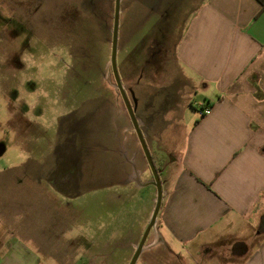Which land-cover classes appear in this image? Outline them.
<instances>
[{
  "label": "crops",
  "instance_id": "obj_1",
  "mask_svg": "<svg viewBox=\"0 0 264 264\" xmlns=\"http://www.w3.org/2000/svg\"><path fill=\"white\" fill-rule=\"evenodd\" d=\"M163 3L166 0H155L153 11ZM171 4H184L192 13L187 19L179 16L183 23L174 42L169 40L175 34L172 23L155 29L137 47L145 58L141 77L127 69L138 65L131 62L133 55L122 70V84L163 191L136 264H264V11L257 0ZM123 35L118 34V52ZM170 63L175 71L168 79L163 68ZM198 84L205 90L200 110L211 109L204 117L189 113L197 108L190 95L197 93ZM92 102L87 100L83 107V126L75 121L68 127L46 158L27 155L17 168L0 170V264H42L48 245L62 238L60 243L68 248L56 256L59 264H90L97 257L98 264H109V245L122 257L124 224L118 220L107 225L100 217L101 235L94 241L89 230L76 236L67 229L57 240L38 225L45 195L51 202V191L77 198L86 186L118 184L134 191L126 207L119 204L117 210L127 214L136 210L134 202L142 192L140 211L147 217L137 221L128 243L137 253L158 201L154 173L130 114L123 115L119 129L106 127L104 112L88 108ZM22 124L14 130L26 148L28 134L37 127ZM63 132L60 127L58 135ZM16 170L19 174L12 177ZM119 201H125L123 193ZM52 211L55 225L70 229L89 217L82 205L65 212L55 204ZM78 240L83 258L74 260L70 254ZM93 245H98L97 255Z\"/></svg>",
  "mask_w": 264,
  "mask_h": 264
},
{
  "label": "rangeland",
  "instance_id": "obj_2",
  "mask_svg": "<svg viewBox=\"0 0 264 264\" xmlns=\"http://www.w3.org/2000/svg\"><path fill=\"white\" fill-rule=\"evenodd\" d=\"M166 2L156 5L153 11L155 0H122L119 33L124 32V35L121 52L117 53L121 81L124 63L131 55V62L138 65L136 68L128 66L127 69L134 76L141 77L140 67L145 64V58L137 47L147 41L155 29L172 23L175 34L170 35L169 40L173 43L183 23L179 16L183 19L191 16L190 7L171 4V0ZM114 7L115 0H0V170L14 165L13 168H17L27 155L39 157V161L46 158L55 150L56 142L65 138L69 125L82 120L78 127L83 126V107L89 99L94 101L88 106L91 111L104 112L102 118L106 127H116V130L121 127L122 117L129 111L117 89L111 65ZM133 30L137 31L132 34ZM119 47L118 39V50ZM163 70L168 79L175 71L171 63L167 67L165 65ZM197 87V93L190 95L197 108L189 112H196V115L200 111V104L205 102V90L199 84ZM22 122L25 124L22 127H37L28 134L26 148L21 147L20 133L14 130V127H21ZM61 125L65 134L60 137L58 131ZM28 167L34 171L31 164ZM17 174L19 170L13 172L12 177ZM44 186L50 188L46 182ZM81 188L82 195L77 198H67L51 191L55 198V202H51L50 196H44L45 200L39 204L42 216L38 223L44 225V234L50 235L51 232L58 240L66 229L68 235L75 233L76 236L89 230L88 237L91 236L94 241L101 235L100 217L101 222L107 225L115 224L118 220L124 224L126 245L122 257L114 245H109L107 255L111 259L108 261L109 264H132L136 254L128 248L132 239L130 231L135 230L137 221L147 217V212L143 214L140 211L144 198L142 192L135 199L136 210L127 214L126 211L122 213L120 210L118 213L117 210L122 205L126 207L134 191L127 192L118 184L98 189ZM122 193L123 204L122 201L117 202ZM55 204L65 212L75 205L84 206L88 211V221L82 219L79 223H72L69 225L71 229L56 226L54 222H57V218H53L52 214ZM79 241L72 245L74 251L70 256L74 260L83 258V245ZM60 242L48 245L49 254L48 257H41L42 264H59L56 256H63L61 249L68 248V244ZM97 247L93 245V255L98 254L95 250ZM97 259L87 261L98 264L100 261Z\"/></svg>",
  "mask_w": 264,
  "mask_h": 264
},
{
  "label": "water",
  "instance_id": "obj_3",
  "mask_svg": "<svg viewBox=\"0 0 264 264\" xmlns=\"http://www.w3.org/2000/svg\"><path fill=\"white\" fill-rule=\"evenodd\" d=\"M121 2H122V0H116V6H115L113 42H112L113 44H112V56H111L112 71H113L114 77L116 79L117 89L120 91V93L122 94V97L124 98V100L126 102L129 114H130V116L132 118V121L134 123V126L136 128V132L138 133V135H139V137L141 139L143 149L145 151V154H146V156H147V158L149 160V163L151 165V168L153 170L156 186L158 188V201H157V205H156V209H155L154 215L152 217V221L150 222V225H149V227L147 229V233H146L143 241L141 242V244L139 246V249H138V251H137V253L135 255V258L133 260V263H132V264H136L137 259L139 257V254H140L141 250L143 249V247L145 245V241L147 239V236H148L149 232L151 231V229L153 228V226L155 224V221L157 219L159 210L161 208V202H162V198H163V191H162L161 180H160L158 171L155 168V165L153 163V160H152V157H151V155L149 153L147 145H146L145 141L143 140V135L141 133V130L139 129L137 120H136L135 115H134V109H133V107H132V105L130 103V100H129L128 95H127V93L125 91V88H124V86L122 84V81L120 79L119 72H118L117 53H118V34H119V27H120Z\"/></svg>",
  "mask_w": 264,
  "mask_h": 264
},
{
  "label": "built area",
  "instance_id": "obj_4",
  "mask_svg": "<svg viewBox=\"0 0 264 264\" xmlns=\"http://www.w3.org/2000/svg\"><path fill=\"white\" fill-rule=\"evenodd\" d=\"M211 113V109L210 108H203L199 111V115L204 117L206 115H209Z\"/></svg>",
  "mask_w": 264,
  "mask_h": 264
},
{
  "label": "flooded vegetation",
  "instance_id": "obj_5",
  "mask_svg": "<svg viewBox=\"0 0 264 264\" xmlns=\"http://www.w3.org/2000/svg\"><path fill=\"white\" fill-rule=\"evenodd\" d=\"M122 4V3H121ZM115 6H116V0H115ZM114 9H115V7H114ZM114 18H115V15H114ZM120 28V27H119ZM113 44V43H112ZM72 51V50H71ZM74 56V55H73ZM16 64H19V65H21V63H18V62H16ZM5 67H8V65L7 66H5ZM76 114L77 113H75V116H76ZM69 116H71V114L69 115ZM72 118V117H71ZM70 118V119H71ZM78 120V119H77ZM78 124H80V123H82V120H80L79 122H77ZM73 124H74V122H73ZM73 126V125H72ZM71 125H69L68 127H72ZM61 127H62V125H61Z\"/></svg>",
  "mask_w": 264,
  "mask_h": 264
},
{
  "label": "trees",
  "instance_id": "obj_6",
  "mask_svg": "<svg viewBox=\"0 0 264 264\" xmlns=\"http://www.w3.org/2000/svg\"><path fill=\"white\" fill-rule=\"evenodd\" d=\"M257 1L261 4L262 10L264 11V0H257ZM113 14L115 15V10H114ZM110 18L112 19V17H110Z\"/></svg>",
  "mask_w": 264,
  "mask_h": 264
}]
</instances>
